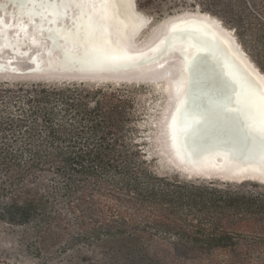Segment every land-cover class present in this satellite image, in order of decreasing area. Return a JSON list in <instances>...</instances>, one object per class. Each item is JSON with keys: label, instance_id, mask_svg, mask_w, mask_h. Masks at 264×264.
Masks as SVG:
<instances>
[{"label": "trees", "instance_id": "trees-1", "mask_svg": "<svg viewBox=\"0 0 264 264\" xmlns=\"http://www.w3.org/2000/svg\"><path fill=\"white\" fill-rule=\"evenodd\" d=\"M198 1L252 30L254 13L264 14V0ZM155 3L138 0L148 10ZM13 87L0 83V95L24 91L27 107L12 111L9 95L0 109V144L9 145L11 134L15 145L0 147V228L27 227L41 240L58 231L71 245L104 242L113 223L130 226L138 216L166 227L177 219L183 237L206 241L126 251L140 248L152 264H264V193L159 175L128 140L133 101L122 90L85 82ZM205 212L196 223L189 218Z\"/></svg>", "mask_w": 264, "mask_h": 264}, {"label": "bare ground", "instance_id": "bare-ground-1", "mask_svg": "<svg viewBox=\"0 0 264 264\" xmlns=\"http://www.w3.org/2000/svg\"><path fill=\"white\" fill-rule=\"evenodd\" d=\"M151 23V16L139 9L137 0H0V78L153 85L162 102L153 123L156 141L149 143L161 162L188 177L264 184V164L251 160L249 153L211 145L197 147V157L193 156L194 135L202 117L195 114L193 104H184L187 75L180 52L176 62L166 57L184 48L188 56H194V40L201 36L199 27L207 25L226 41L264 89L263 70L234 31L209 12L185 10L153 26ZM183 38L188 45L181 48L177 40ZM205 61V75L213 78L209 84L218 89L221 83L215 69L208 59ZM28 69L40 72L34 76L22 74ZM180 139L185 148H181ZM229 154H234L235 161L226 159Z\"/></svg>", "mask_w": 264, "mask_h": 264}, {"label": "rangeland", "instance_id": "rangeland-1", "mask_svg": "<svg viewBox=\"0 0 264 264\" xmlns=\"http://www.w3.org/2000/svg\"><path fill=\"white\" fill-rule=\"evenodd\" d=\"M139 9H142L143 12L151 16V26L170 15L185 10H200L217 16L227 27L234 31L237 40L244 47L252 60H254L264 72V14L261 15L253 11L256 12L254 13L256 17L252 19V30L246 22L243 26H238L239 24L234 23L232 17L223 11L217 10V12H212L204 10L200 7L198 0L196 3H194V0H156L153 10L140 7ZM7 81L14 84V90H16L17 87L20 88L21 85H23V89H28L27 86H31L32 84L69 83L67 81L53 82L22 78H15L13 80L0 78V83ZM85 83L88 85H104L120 89L122 90L121 94L132 99V124L134 127L129 129L127 133L128 140L134 143L136 148L141 151L142 157L147 159L148 165L159 175H168L172 181H213L215 184L219 185H226L229 183L242 190H258L264 193V184L255 181L228 182L216 178L204 179L188 177V175L161 162L157 158L156 153L152 150V143H149L151 141H156L155 135L157 134V129L156 124L153 125V123L158 119L160 111L159 106L162 102V99L153 85L145 83H92L89 81ZM14 94L16 95H11V93L0 95V109L9 105L6 99L9 95L14 97L13 105H11L12 111L19 112L21 108L27 107L25 103L26 93L24 91H18V93ZM7 137L10 139L9 145L0 144V147L15 146L13 142H11V139L14 137H12L11 134ZM147 153H152V155H148ZM196 217L202 219L208 217V213L196 214L195 217L191 215L189 218L195 219ZM194 221L196 223L197 220L195 219ZM176 223H182V221L176 219L172 227H166L164 222L160 219L157 221H149L148 218L138 216L133 224L130 226L127 225L128 227L122 225V223H113L112 227H109L110 231H112V236L104 238L106 239L104 242L80 240L71 245L63 244L65 239L59 235L58 231L50 233L45 240H41L37 238L35 234L31 233L32 230L27 229V227L5 226L0 228V264H152L143 261L141 257L143 252L140 248H136L134 251H126V248L134 244H143L144 247H150L153 253L157 251V247H172L174 244H181L184 242L200 243L206 241L186 239L181 234L182 231L180 229H178L179 231L177 230ZM119 229H124V231L126 230L128 232L130 230L131 234H115ZM210 232L212 231L208 229L205 233ZM196 235L199 236L198 233H196ZM119 236H121V238Z\"/></svg>", "mask_w": 264, "mask_h": 264}, {"label": "water", "instance_id": "water-1", "mask_svg": "<svg viewBox=\"0 0 264 264\" xmlns=\"http://www.w3.org/2000/svg\"><path fill=\"white\" fill-rule=\"evenodd\" d=\"M199 30L200 39L194 40L192 48L194 56H188L187 49L184 48L183 51L169 52L166 57L176 62L177 52H180L179 58L185 61L184 68L187 75L184 104H193L195 114L202 117L199 131L194 135L196 147H193V156L197 157L195 154L197 147L226 145L238 152L249 153L251 160L260 161V165H263L264 89L247 72L218 33L207 25L200 26ZM161 32L163 33L164 30ZM177 41V45L181 48L188 45L186 38ZM205 59H208V64L215 69V77H218V82L221 83L218 89H212L209 82L213 83L211 81L213 78L205 75ZM193 65L199 66V72L195 76L192 72ZM39 72V69H28L22 74L34 76ZM180 140L181 148H185L183 139ZM147 154L152 155V153ZM226 159L233 162L236 158L234 154H229Z\"/></svg>", "mask_w": 264, "mask_h": 264}, {"label": "snow or ice", "instance_id": "snow-or-ice-1", "mask_svg": "<svg viewBox=\"0 0 264 264\" xmlns=\"http://www.w3.org/2000/svg\"><path fill=\"white\" fill-rule=\"evenodd\" d=\"M73 2H79V3H95L96 0H73ZM101 3L108 2V0H100ZM192 72L193 75L195 76L199 72V66L198 65H193L192 66Z\"/></svg>", "mask_w": 264, "mask_h": 264}]
</instances>
